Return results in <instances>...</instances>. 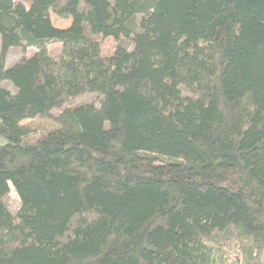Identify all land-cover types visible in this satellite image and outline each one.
Returning <instances> with one entry per match:
<instances>
[{"label":"trees","instance_id":"obj_1","mask_svg":"<svg viewBox=\"0 0 264 264\" xmlns=\"http://www.w3.org/2000/svg\"><path fill=\"white\" fill-rule=\"evenodd\" d=\"M235 239L264 264V0H0V264H222L207 241Z\"/></svg>","mask_w":264,"mask_h":264},{"label":"rangeland","instance_id":"obj_2","mask_svg":"<svg viewBox=\"0 0 264 264\" xmlns=\"http://www.w3.org/2000/svg\"><path fill=\"white\" fill-rule=\"evenodd\" d=\"M28 5L30 4V0H23ZM52 20L57 26H67L70 23V19H64L61 17L56 16L55 14H52ZM126 45H131V42L128 39H125ZM36 48L34 46H28V45H15L11 46L7 52V65H12L18 61H20L22 58L30 56ZM2 84L4 86L9 87L12 90H15L14 85L9 80H3ZM102 95L97 93H90L86 94L84 96H80L76 99H74L70 104H79V103H85V102H94L96 104H99L101 102ZM30 119L26 120L29 121ZM43 120V119H40ZM44 122L47 126H51L52 121L44 120ZM41 131L32 134L33 137L38 136ZM6 202L8 204V207L10 208L11 212L13 214H16L20 205H21V199L17 191L15 190L14 186L11 185V191L9 192ZM209 245H213L216 248L217 256L219 259L224 258L222 264H246L245 262V253L242 250L241 243L238 240H234L231 243L223 245L221 248H217L218 244H214L212 241H207ZM221 255V256H220ZM264 259V257H263Z\"/></svg>","mask_w":264,"mask_h":264}]
</instances>
